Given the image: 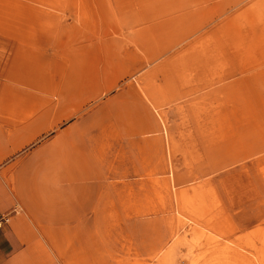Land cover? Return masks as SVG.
I'll return each instance as SVG.
<instances>
[{"label":"rangeland","instance_id":"obj_1","mask_svg":"<svg viewBox=\"0 0 264 264\" xmlns=\"http://www.w3.org/2000/svg\"><path fill=\"white\" fill-rule=\"evenodd\" d=\"M10 2L0 8H15L19 22L54 36L70 24L78 44L91 35L99 51L118 23L141 25L144 64L125 57L138 69L121 85L146 104L109 109L123 129L141 120L147 156L128 220L114 222L117 263L264 264V0ZM121 39L106 48L109 63L125 55ZM99 113L84 117L86 135Z\"/></svg>","mask_w":264,"mask_h":264},{"label":"crops","instance_id":"obj_2","mask_svg":"<svg viewBox=\"0 0 264 264\" xmlns=\"http://www.w3.org/2000/svg\"><path fill=\"white\" fill-rule=\"evenodd\" d=\"M117 25L99 51L91 35L77 43L80 28L64 24L54 36L0 8V264H118L124 252L113 249L114 222L128 220L144 182L145 132L136 115L123 129L109 109L146 104L121 85L138 69L124 58L144 64L135 48L146 40L140 24ZM117 38L126 56L109 63ZM96 111L103 120L86 135L83 119Z\"/></svg>","mask_w":264,"mask_h":264},{"label":"built area","instance_id":"obj_3","mask_svg":"<svg viewBox=\"0 0 264 264\" xmlns=\"http://www.w3.org/2000/svg\"><path fill=\"white\" fill-rule=\"evenodd\" d=\"M6 221V218L4 216H0V226L2 225V223H4Z\"/></svg>","mask_w":264,"mask_h":264}]
</instances>
